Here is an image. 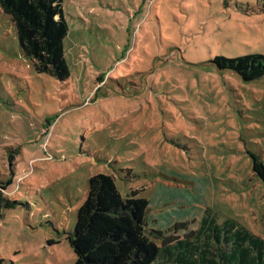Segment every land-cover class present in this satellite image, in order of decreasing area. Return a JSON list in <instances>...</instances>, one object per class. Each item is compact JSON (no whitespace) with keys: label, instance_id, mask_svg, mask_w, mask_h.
Instances as JSON below:
<instances>
[{"label":"rangeland","instance_id":"1","mask_svg":"<svg viewBox=\"0 0 264 264\" xmlns=\"http://www.w3.org/2000/svg\"><path fill=\"white\" fill-rule=\"evenodd\" d=\"M62 6L64 81L34 71L0 9V181L12 179L3 195L16 203L0 209V264H73L66 237L96 174L148 200L159 247L187 240L219 264L224 238L197 234L207 215L264 240L250 157L264 166V76L245 82L213 63L264 55V0Z\"/></svg>","mask_w":264,"mask_h":264},{"label":"trees","instance_id":"2","mask_svg":"<svg viewBox=\"0 0 264 264\" xmlns=\"http://www.w3.org/2000/svg\"><path fill=\"white\" fill-rule=\"evenodd\" d=\"M0 9L11 19L19 49L34 71L66 80L70 71L64 40L69 27L62 0H0ZM213 63L220 70L234 71L245 82L264 76L261 54L215 57ZM250 157L254 174L264 183L263 164L254 154ZM11 183V178L0 181V209L16 204L3 195ZM148 205L143 198H122L112 176H91L73 232L66 237L75 256L73 264H218L201 258L199 246L193 242L184 240L177 246L159 247L151 241L144 229ZM204 227L216 236L218 246L224 238L228 252H220L219 264H264V240L245 228L230 221L217 225L209 215L201 219L197 234ZM206 240L207 246L209 235Z\"/></svg>","mask_w":264,"mask_h":264}]
</instances>
